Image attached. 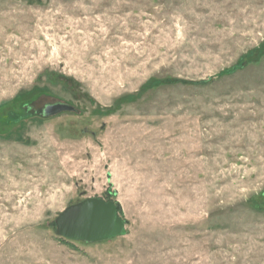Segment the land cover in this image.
I'll return each mask as SVG.
<instances>
[{
  "label": "rangeland",
  "instance_id": "1",
  "mask_svg": "<svg viewBox=\"0 0 264 264\" xmlns=\"http://www.w3.org/2000/svg\"><path fill=\"white\" fill-rule=\"evenodd\" d=\"M22 109L0 264H264V0H0V118ZM89 197L124 235L55 234Z\"/></svg>",
  "mask_w": 264,
  "mask_h": 264
},
{
  "label": "water",
  "instance_id": "2",
  "mask_svg": "<svg viewBox=\"0 0 264 264\" xmlns=\"http://www.w3.org/2000/svg\"><path fill=\"white\" fill-rule=\"evenodd\" d=\"M66 103L47 105L44 115L72 110ZM122 208L116 201L89 197L68 205L54 218V232L57 236L86 243L100 242L124 235L125 221Z\"/></svg>",
  "mask_w": 264,
  "mask_h": 264
},
{
  "label": "trees",
  "instance_id": "3",
  "mask_svg": "<svg viewBox=\"0 0 264 264\" xmlns=\"http://www.w3.org/2000/svg\"><path fill=\"white\" fill-rule=\"evenodd\" d=\"M241 61L238 63V67L240 68L241 66ZM161 82V81H160ZM159 81H156V84L160 83ZM28 117V111L25 110H20L19 112H10L9 114L5 115L4 117L0 118V121L2 123H10L14 121H20ZM85 243V242H84Z\"/></svg>",
  "mask_w": 264,
  "mask_h": 264
},
{
  "label": "flooded vegetation",
  "instance_id": "4",
  "mask_svg": "<svg viewBox=\"0 0 264 264\" xmlns=\"http://www.w3.org/2000/svg\"><path fill=\"white\" fill-rule=\"evenodd\" d=\"M42 114H43V111H42Z\"/></svg>",
  "mask_w": 264,
  "mask_h": 264
}]
</instances>
